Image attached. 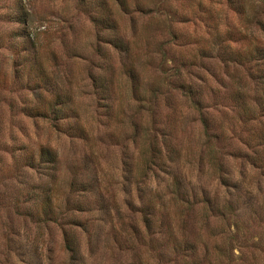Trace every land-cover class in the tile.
I'll return each instance as SVG.
<instances>
[{"label": "rangeland", "instance_id": "374dc122", "mask_svg": "<svg viewBox=\"0 0 264 264\" xmlns=\"http://www.w3.org/2000/svg\"><path fill=\"white\" fill-rule=\"evenodd\" d=\"M0 264H264V0H0Z\"/></svg>", "mask_w": 264, "mask_h": 264}, {"label": "trees", "instance_id": "16d2710c", "mask_svg": "<svg viewBox=\"0 0 264 264\" xmlns=\"http://www.w3.org/2000/svg\"><path fill=\"white\" fill-rule=\"evenodd\" d=\"M47 154H50L49 152L45 151V149L41 152V156L43 157V155L49 156Z\"/></svg>", "mask_w": 264, "mask_h": 264}]
</instances>
